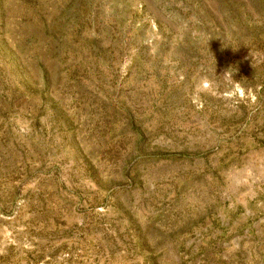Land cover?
Returning <instances> with one entry per match:
<instances>
[{"label": "rangeland", "instance_id": "rangeland-1", "mask_svg": "<svg viewBox=\"0 0 264 264\" xmlns=\"http://www.w3.org/2000/svg\"><path fill=\"white\" fill-rule=\"evenodd\" d=\"M0 264H264V0H0Z\"/></svg>", "mask_w": 264, "mask_h": 264}]
</instances>
